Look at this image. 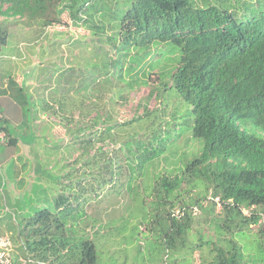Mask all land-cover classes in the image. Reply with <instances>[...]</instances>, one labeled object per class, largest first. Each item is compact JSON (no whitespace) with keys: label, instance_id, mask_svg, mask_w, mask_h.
Returning <instances> with one entry per match:
<instances>
[{"label":"trees","instance_id":"trees-1","mask_svg":"<svg viewBox=\"0 0 264 264\" xmlns=\"http://www.w3.org/2000/svg\"><path fill=\"white\" fill-rule=\"evenodd\" d=\"M259 3L263 5L247 10ZM243 6L238 16L228 0H0L3 19L23 18L44 25L61 22L60 15L66 11L72 20L85 24L94 41L113 47L112 56L100 47L104 59L96 58L98 72L104 73L110 82L117 63L127 61L124 83L147 84L145 74L154 69L153 50L170 45L172 67L167 73L161 71L169 75L170 83L161 81L160 87L162 91L175 89L191 105L193 120L191 129L190 124L188 127L191 137L201 146L191 158L182 161L179 174L156 175V204L164 214H156L155 218L162 226L166 251L189 248L186 239L194 208L209 206L210 213L219 209L222 221L216 223L217 228H236L239 232L257 224L261 217L257 208L264 209V137L241 128L242 123L249 121L264 129V0L244 2ZM108 30L112 32L106 35ZM8 38L9 32L0 21V54ZM123 68L119 66V70ZM140 70L144 78L139 81ZM10 76L8 90L14 88L21 96L25 86H18ZM8 90L2 92L6 94ZM62 105L60 102L59 108ZM148 114L146 111L133 121ZM92 126L79 125L78 130L84 134V129ZM108 129L80 142L90 146L93 139L103 141ZM0 133L7 138L3 142L7 146L4 158L14 154L20 140L27 143L25 137L10 131L6 117L0 116ZM155 141L153 136L141 143L144 150L138 157L151 161L159 156L163 148L155 149ZM99 160L102 165H98ZM85 163L95 170L92 185L87 187L82 178L77 182L49 178L57 191L52 195L51 186L33 182L30 191L15 201L13 213L0 212V221L5 216L16 250L29 256L20 261H13L11 256L13 264H28L32 259L40 264H97L98 246L86 235L83 206L90 191L102 189L113 179L114 168L112 158L101 147ZM11 167L9 163L8 175L13 172ZM65 176L71 178L69 173ZM183 185H188L189 190L198 188L202 194L195 198L194 205L181 203L171 207L183 200L179 192ZM129 188L137 198L138 189ZM138 202L142 212L143 199ZM2 205L0 199L1 208ZM9 205L12 207L10 202ZM245 208H249L248 213L243 212ZM146 218L142 212V219ZM259 232L263 240L257 243L254 255L246 257L231 237H220L224 244H213L209 252L214 255L207 264H264V225ZM204 263L202 259L200 264Z\"/></svg>","mask_w":264,"mask_h":264},{"label":"rangeland","instance_id":"rangeland-1","mask_svg":"<svg viewBox=\"0 0 264 264\" xmlns=\"http://www.w3.org/2000/svg\"><path fill=\"white\" fill-rule=\"evenodd\" d=\"M250 1L256 0H228V3L232 4L239 16L243 12L244 2ZM258 5L263 4H252L247 10L257 9ZM60 20L59 23L42 25L23 18L0 17L1 24L9 32L8 43L0 54V87L7 83L8 75L23 76L24 82L31 81L37 86H25L21 94L24 105L20 111L25 122L21 128H30L27 134L32 143L35 132L40 137L43 134L39 141L36 138L38 143L33 146L19 141L15 153H19L17 156L21 159L17 157V160L16 155L4 158L7 146L3 142L6 143L7 138L0 139V199L3 204L0 212L4 215L13 213L15 201L23 196L21 193L18 196L9 194L18 176H24L26 187L22 183L19 188L26 193L34 181L42 187L51 186L50 193L55 194L57 191L49 178L63 182L71 179L77 182L82 178L87 187L92 185L95 170L94 167L89 169L85 161L90 160V155L101 147L112 158L114 176L102 189L90 191L83 206V227L86 235L98 246L97 264H200L202 259L207 264L214 255L209 252L213 244H224L218 239L220 237H231L241 246L246 257L254 255L257 243L263 240L259 229L264 225V209L259 208L257 211L261 221L251 224L242 232L236 228L219 230L216 223H220L222 217L217 208L212 213L208 211L209 206L194 209L186 239L189 248L164 249L162 226L155 218L156 214L160 217L164 214L162 207L157 208L156 204V175L179 174V168L184 163L182 161L191 158L201 146L191 137V105L175 89L162 91L160 87L161 81L170 83L169 75L161 73L163 69L167 73L172 67L169 62L172 60L170 45L155 47V52L153 50L154 69L145 74L148 75L147 84L138 82L128 86L124 83L127 79V61L117 63V71L109 76L110 82L104 73L98 72L96 58L104 59L105 54L100 53V47L108 52V56H112L113 47L107 42L94 41L89 28L72 20L66 11L60 15ZM111 32L108 30L106 35ZM121 65L124 68L119 70ZM143 75L142 70L137 73L139 81L144 78ZM98 80L99 84L96 85ZM16 102H19V98H16ZM60 102L63 104L61 108ZM146 111L148 116L133 121ZM97 117V123L92 126ZM128 121L129 124H124ZM89 124L92 127L85 128L84 134L79 132V125L84 127ZM37 125L39 127L36 129ZM108 127L109 134L105 140L93 139L90 146L80 142ZM241 128L264 137V129L252 122L242 123ZM153 136L156 144L152 146L155 149L162 147V153L151 161L138 157L144 150L141 143ZM12 161L13 172L10 176L7 166ZM102 164L99 160L98 165ZM66 173L70 174L69 180ZM129 187L138 189L137 198H134ZM197 190H189L188 185H183L179 189L183 200L171 207H178L181 203L194 205L195 198L202 194ZM141 198L144 205L141 210L146 219H142V212L139 211L138 201ZM171 207L167 205L166 209ZM6 224L5 216H2L0 237L11 240L12 260L29 258L16 250ZM198 243L201 246L197 247ZM37 262L32 259L28 264H40Z\"/></svg>","mask_w":264,"mask_h":264},{"label":"crops","instance_id":"crops-1","mask_svg":"<svg viewBox=\"0 0 264 264\" xmlns=\"http://www.w3.org/2000/svg\"><path fill=\"white\" fill-rule=\"evenodd\" d=\"M11 76H12V78L14 79V81L16 82V84L18 86H21V85L22 86H27V87L36 86V85H33V82H31V81H25L24 82V77L23 76H15V77H13V75H11ZM3 89H7L8 90L7 83H5L4 86L0 87V116L1 117H6L7 123H9V125H10V131H12L13 134H15L18 137L20 135H22L23 137H25V141L27 143H23L21 140H20V143L25 144V145H28V146H33V144L36 145L38 143V141L40 139H42L43 134L40 137L39 134H37L35 132L34 133L35 134V139H34L35 141H33V143H32V140L29 141V139H28L29 136L27 134V132H29L30 128L29 127H27L26 129L21 128L22 124L25 123L24 122V119H23L24 118V115H22V113L20 111L21 108H22L21 106L24 105L23 98L20 95H18V92L14 88H13V91H11V92L8 90L6 94L4 92H2ZM15 92H16V95L14 96V93ZM10 94H11V96H10ZM17 96L20 97L19 98V102L20 103L19 102L18 103L16 102V98H18ZM9 99L12 100L11 103L8 102ZM20 113H21V115H20ZM39 113L42 116V113L40 111H39ZM33 122H34V120H33ZM38 127L39 126L37 125L36 126V129ZM23 132H26V134H23ZM36 138H37L38 141H36ZM18 147H19V144H18ZM15 150H17V146H16V149ZM14 155H16V159L15 160H17V157L20 158V156H17V155H19V153H15L14 152V154L12 156H14ZM27 158H26V160H28ZM11 164H13V161L11 162ZM15 175H16V173L13 174L12 176L15 177ZM23 177H24L23 175L22 176L15 177L17 179V182L16 183H13L12 186H11V189L14 190V191L12 190L14 193L10 190L9 191L10 192L9 193L10 195H13L14 194V195H17L18 196V195H20V193H21V195H24L25 194L26 191H23L24 189L22 190L21 188H19V185H21L22 183L24 184V188L26 187L25 186V183H24V178ZM13 185H14V187H13Z\"/></svg>","mask_w":264,"mask_h":264},{"label":"built area","instance_id":"built-area-1","mask_svg":"<svg viewBox=\"0 0 264 264\" xmlns=\"http://www.w3.org/2000/svg\"><path fill=\"white\" fill-rule=\"evenodd\" d=\"M4 138V133H0V139ZM197 210L196 208H194ZM244 213H248L247 209H243ZM178 214L179 212L176 211ZM261 221V217L259 219V222ZM11 242L8 237H0V264H13L11 260Z\"/></svg>","mask_w":264,"mask_h":264}]
</instances>
